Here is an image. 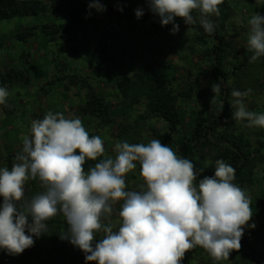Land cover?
<instances>
[{"label":"rangeland","instance_id":"rangeland-1","mask_svg":"<svg viewBox=\"0 0 264 264\" xmlns=\"http://www.w3.org/2000/svg\"><path fill=\"white\" fill-rule=\"evenodd\" d=\"M23 1H39L48 8L38 16L0 22V75L10 69L26 74L25 82L3 86L10 96L0 105V167L9 168V159L22 148L21 135L28 133L32 120L43 119L48 111L61 112L66 118H80L89 134H97L104 140L106 156H115L117 141H161L168 126L148 110L154 90L158 89L178 97L182 119L168 146L177 155L191 160L197 170L206 167L198 179L214 175L215 161L221 159L220 149L207 144L189 145L184 137L192 135L199 116H208L225 98L219 134L226 131L244 134L256 158L238 185L251 197L253 216L249 225H255L245 227L244 241L264 258V128H248L246 121H234L230 106L232 89L251 88L247 98L249 110L264 113V57L249 63L252 53L247 51V20L254 12L264 15V4L258 7L256 0L222 3L217 24L225 42L222 70L228 79L223 84L213 76L214 38L199 39L193 25H186L179 17L174 21L179 31L172 34V24L161 26L160 18L150 11L147 0L143 1L156 20L155 25L124 20L119 10L121 0H100L106 11L90 10V0H78L90 18L73 30L68 29L69 19L64 13H57L53 1ZM193 16L198 19L199 13L194 12ZM119 83L130 86L127 97L119 89ZM215 83L221 84V93L212 106ZM93 95L108 104L109 123L82 113V107ZM143 183L137 164L126 175V190H140ZM42 190L38 180L25 184L27 198ZM0 201L2 204V197ZM119 208L118 202L111 217L114 223ZM63 222L62 214L46 221L48 233L33 237L34 245L22 254L8 255L0 249V264H86L85 253L68 240L60 239V234L66 232ZM102 236L103 233H97V242ZM185 257L181 264L183 261L216 264L199 246L189 250ZM219 264L253 262L249 253L233 250L228 260Z\"/></svg>","mask_w":264,"mask_h":264},{"label":"clouds","instance_id":"clouds-1","mask_svg":"<svg viewBox=\"0 0 264 264\" xmlns=\"http://www.w3.org/2000/svg\"><path fill=\"white\" fill-rule=\"evenodd\" d=\"M223 2L147 0L161 26L172 24V34L179 31L177 17L188 26L198 22L212 34L216 24L211 17L220 15ZM256 3L260 7L264 0ZM89 9L106 11L100 0H90ZM143 14L142 9L135 10L138 19ZM247 24L249 63H255L264 57V15L254 12ZM212 91L213 106L221 84H213ZM251 92L231 90V118L246 121L248 128H264V113L248 108ZM9 96L10 91L0 86V105ZM20 140L22 148L11 169L0 167V249L8 255L32 247L33 237L47 234L46 221L58 214L68 226L60 239L85 253L86 264H181L197 246L219 264L240 249L245 227H255L249 225L251 197L234 183L235 169L223 159L215 161L213 176L198 179L206 167L197 170L159 139L117 141L115 156H106L104 140L90 135L80 118L52 111L32 120ZM87 160L98 162L86 171ZM137 164L144 183L140 190H126V175ZM29 180H38L43 189L31 198L25 195ZM118 202L114 223L111 217ZM97 233H103L98 242Z\"/></svg>","mask_w":264,"mask_h":264},{"label":"trees","instance_id":"trees-1","mask_svg":"<svg viewBox=\"0 0 264 264\" xmlns=\"http://www.w3.org/2000/svg\"><path fill=\"white\" fill-rule=\"evenodd\" d=\"M55 4L57 13H64L69 19L68 29L73 30L78 25L83 24L90 18V13L83 7L78 0H51ZM47 6L39 1L28 3L23 0H0V22H5L18 17L38 16L47 11ZM121 8L123 9L122 17L126 21L141 22L149 25H155V19L147 9L143 0H121ZM142 9L143 15L138 19L135 16L136 9ZM220 13L222 12V4L219 5ZM216 24V29L212 34L204 31L202 26L197 22L193 28L200 34L199 39L213 37L215 40L214 55L215 63L213 66V76L215 79L221 80L222 83L227 82V75L222 70V51L225 45L224 38L219 33L218 17H211ZM69 32V31H68ZM26 74L22 70L10 69L0 75V84L2 86L11 85L15 82H25ZM119 89L125 97L129 94V85L118 84ZM154 97H151L148 103L149 112L163 119L168 126V131L161 137V142L168 145L172 141V137L179 131L182 124L180 108L178 105V97L171 92H163L154 90ZM225 101L223 98L222 102ZM82 113L90 118L99 119L104 123H109L110 109L108 104L97 95H93L85 104ZM224 121V106L220 111V106L214 109L208 116H199L196 120L194 130L191 136L184 137L189 145L207 144L211 147L220 149V158L228 161L235 169V184L242 181L249 169L255 164L256 158L252 154V145L246 140L244 134L235 135L230 132L219 134V128ZM97 135V134H90ZM263 147V145H262ZM99 159V158H98ZM15 162V157L9 159V169ZM98 161L87 160L84 168L87 171ZM248 170V171H247ZM209 176H213L212 174ZM203 178V177H202ZM1 204V201H0ZM65 231L67 224L63 222ZM246 232L241 239V247L239 251L250 254L253 264H264V258L253 246L244 241ZM185 259H187L185 257ZM187 262L189 260H186ZM183 264H186L183 261Z\"/></svg>","mask_w":264,"mask_h":264}]
</instances>
